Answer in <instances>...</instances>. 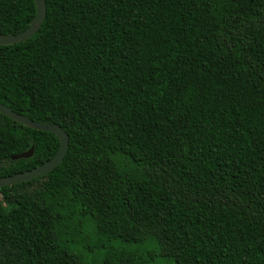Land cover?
Returning a JSON list of instances; mask_svg holds the SVG:
<instances>
[{"label":"trees","instance_id":"16d2710c","mask_svg":"<svg viewBox=\"0 0 264 264\" xmlns=\"http://www.w3.org/2000/svg\"><path fill=\"white\" fill-rule=\"evenodd\" d=\"M45 3L0 46V102L69 150L0 189V264H156L151 241L175 264H264V0ZM35 15L0 0V35ZM59 147L0 113V178Z\"/></svg>","mask_w":264,"mask_h":264},{"label":"water","instance_id":"95a60500","mask_svg":"<svg viewBox=\"0 0 264 264\" xmlns=\"http://www.w3.org/2000/svg\"><path fill=\"white\" fill-rule=\"evenodd\" d=\"M34 1L36 4V15L31 21L29 27L25 31L15 35H0V46H12L15 44L26 42L32 39L35 34L41 29L47 16L46 3L45 0ZM0 113L22 126L29 127L33 130L53 133L57 136L60 141V147L51 160L32 170L0 178V189L4 187H10L22 183L31 182L34 179L43 177L51 173L63 162L69 150V136L60 125L44 124L41 122L34 121L27 116L15 112L12 108L2 104L1 102ZM33 153L34 148H31V150H29L28 152L14 156L13 159L17 160L21 158H30L33 156Z\"/></svg>","mask_w":264,"mask_h":264},{"label":"rangeland","instance_id":"374dc122","mask_svg":"<svg viewBox=\"0 0 264 264\" xmlns=\"http://www.w3.org/2000/svg\"><path fill=\"white\" fill-rule=\"evenodd\" d=\"M4 206H6V203H4ZM140 249H142L143 251H154L157 254L156 264H175L174 261L166 260L161 256L160 251H159V247H158L156 241H151L150 243H148L144 246H140Z\"/></svg>","mask_w":264,"mask_h":264}]
</instances>
